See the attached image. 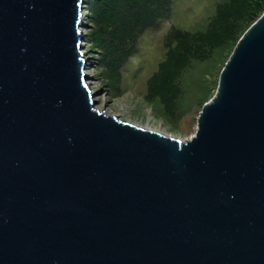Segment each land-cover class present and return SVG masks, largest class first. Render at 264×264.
<instances>
[{"label": "water", "instance_id": "95a60500", "mask_svg": "<svg viewBox=\"0 0 264 264\" xmlns=\"http://www.w3.org/2000/svg\"><path fill=\"white\" fill-rule=\"evenodd\" d=\"M85 0H0V264H264V12L180 140L96 108Z\"/></svg>", "mask_w": 264, "mask_h": 264}, {"label": "rangeland", "instance_id": "374dc122", "mask_svg": "<svg viewBox=\"0 0 264 264\" xmlns=\"http://www.w3.org/2000/svg\"><path fill=\"white\" fill-rule=\"evenodd\" d=\"M126 1L85 0L87 89L108 115L188 139L236 42L264 11L248 15L246 0H161L134 27Z\"/></svg>", "mask_w": 264, "mask_h": 264}, {"label": "trees", "instance_id": "16d2710c", "mask_svg": "<svg viewBox=\"0 0 264 264\" xmlns=\"http://www.w3.org/2000/svg\"><path fill=\"white\" fill-rule=\"evenodd\" d=\"M245 2V0H242ZM247 6L249 7L248 15L253 16L258 12L264 11V0H246ZM165 2L169 3L170 0H165ZM127 9L125 8V17L128 19V24H133L134 27L143 25V18L146 17L145 13L147 11H152L150 9L151 6L161 7V0H127ZM221 21H224L222 19Z\"/></svg>", "mask_w": 264, "mask_h": 264}]
</instances>
